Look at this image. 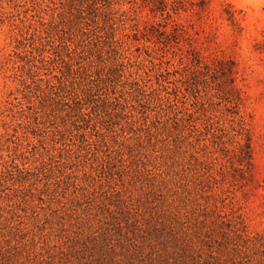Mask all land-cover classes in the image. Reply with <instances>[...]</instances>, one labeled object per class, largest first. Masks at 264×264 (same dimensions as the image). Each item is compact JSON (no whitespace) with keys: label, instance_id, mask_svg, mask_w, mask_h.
Masks as SVG:
<instances>
[{"label":"rangeland","instance_id":"1","mask_svg":"<svg viewBox=\"0 0 264 264\" xmlns=\"http://www.w3.org/2000/svg\"><path fill=\"white\" fill-rule=\"evenodd\" d=\"M196 1L0 0V264H264V0Z\"/></svg>","mask_w":264,"mask_h":264},{"label":"trees","instance_id":"2","mask_svg":"<svg viewBox=\"0 0 264 264\" xmlns=\"http://www.w3.org/2000/svg\"><path fill=\"white\" fill-rule=\"evenodd\" d=\"M177 1L181 2V0H177ZM210 1L211 0H197L196 2H192V3H195L201 11H204L208 8ZM229 18L233 21L235 20V11H232L229 13ZM260 48H264V39L261 42ZM228 63H230V67H228V71L232 74V72H233L232 68L234 66V61L229 60Z\"/></svg>","mask_w":264,"mask_h":264}]
</instances>
